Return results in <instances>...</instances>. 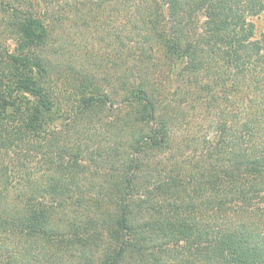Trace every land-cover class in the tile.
<instances>
[{
    "label": "trees",
    "instance_id": "trees-1",
    "mask_svg": "<svg viewBox=\"0 0 264 264\" xmlns=\"http://www.w3.org/2000/svg\"><path fill=\"white\" fill-rule=\"evenodd\" d=\"M263 10L0 0V264H264Z\"/></svg>",
    "mask_w": 264,
    "mask_h": 264
},
{
    "label": "rangeland",
    "instance_id": "rangeland-1",
    "mask_svg": "<svg viewBox=\"0 0 264 264\" xmlns=\"http://www.w3.org/2000/svg\"><path fill=\"white\" fill-rule=\"evenodd\" d=\"M255 25V34L259 36L262 32H264V10L256 16L251 17ZM180 244L174 245L172 247H179Z\"/></svg>",
    "mask_w": 264,
    "mask_h": 264
}]
</instances>
